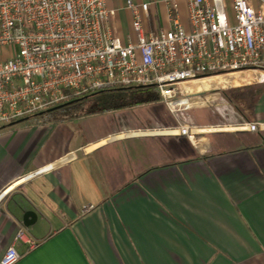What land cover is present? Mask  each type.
<instances>
[{"label":"crops","instance_id":"1","mask_svg":"<svg viewBox=\"0 0 264 264\" xmlns=\"http://www.w3.org/2000/svg\"><path fill=\"white\" fill-rule=\"evenodd\" d=\"M106 1L125 38V0ZM132 1L148 3L145 30L171 26V0ZM175 1L187 26L185 2ZM235 77L192 91L182 101L190 106L175 112L142 103L164 104L151 123L92 131L95 115L116 109L60 121L42 111L0 126V191L9 187L0 200V257L13 244L14 264H264V74ZM181 123L191 136L168 130ZM245 123L259 129L237 128ZM24 210L36 212L29 226ZM22 226L34 246L15 241Z\"/></svg>","mask_w":264,"mask_h":264},{"label":"built area","instance_id":"2","mask_svg":"<svg viewBox=\"0 0 264 264\" xmlns=\"http://www.w3.org/2000/svg\"><path fill=\"white\" fill-rule=\"evenodd\" d=\"M184 2L187 26L171 0V26L145 30L142 14L148 3L125 0L122 8L132 17L123 38L114 23L117 8L106 0H0V126L114 87H154L155 101L175 112L190 106L182 104L194 96L189 82L243 70L264 74V0ZM254 124L237 128L259 129ZM168 130L192 135L187 124ZM8 188L0 191V200ZM15 241L36 244L24 226ZM19 258L12 244L0 264Z\"/></svg>","mask_w":264,"mask_h":264},{"label":"trees","instance_id":"3","mask_svg":"<svg viewBox=\"0 0 264 264\" xmlns=\"http://www.w3.org/2000/svg\"><path fill=\"white\" fill-rule=\"evenodd\" d=\"M157 98L158 92L151 86L131 88L114 87L92 92L85 96L69 100L72 102L57 108H50L46 111L51 118H56V120L60 121L84 114L106 112L135 104L147 103L155 101ZM87 101H91L88 107L89 109L87 108L88 110L82 111L80 108L84 107Z\"/></svg>","mask_w":264,"mask_h":264},{"label":"rangeland","instance_id":"4","mask_svg":"<svg viewBox=\"0 0 264 264\" xmlns=\"http://www.w3.org/2000/svg\"><path fill=\"white\" fill-rule=\"evenodd\" d=\"M216 80L214 79H199L197 81H192L187 83V90L188 91H196L197 89H210L211 86H215L217 85ZM260 85H247L244 87H237L236 85H232L226 88H260ZM197 87H201V88H197ZM205 87V88H203ZM218 88H222V87H218ZM91 101H87L84 105V107L80 108L82 111H86L89 108V104ZM164 104L162 105H149V104H142L141 107H138L137 104L132 105L130 107H125V108H121L118 109L116 111H111V112H107L104 113L102 115H95L94 118H98L100 119L99 122H95L94 123V127L92 129V131H97V130H106L109 127H112V125L114 123H116L117 121L120 122L122 125H130V124H140L141 123H148V122H155L156 121V116H157V112H155L154 110L158 111V116L160 115H164L165 111H164ZM91 107V106H90ZM88 108V109H87ZM154 113H152V111ZM154 114V115H153ZM86 115V114H84ZM117 122V123H118ZM183 122V121H182ZM185 123V122H183ZM187 123V122H186ZM170 129V128H168Z\"/></svg>","mask_w":264,"mask_h":264},{"label":"water","instance_id":"5","mask_svg":"<svg viewBox=\"0 0 264 264\" xmlns=\"http://www.w3.org/2000/svg\"><path fill=\"white\" fill-rule=\"evenodd\" d=\"M72 101H69V102H66L64 104H60L58 106H55L53 108H57V107H60V106H63L67 103H70ZM51 108V109H53ZM36 219V212L33 211V210H24L23 211V214H22V223L25 225V226H29L30 224H32L34 222V220Z\"/></svg>","mask_w":264,"mask_h":264},{"label":"bare ground","instance_id":"6","mask_svg":"<svg viewBox=\"0 0 264 264\" xmlns=\"http://www.w3.org/2000/svg\"><path fill=\"white\" fill-rule=\"evenodd\" d=\"M237 72H239V71H237ZM235 73L228 74L225 76V78H224V76H220V75H216V76L214 75V76H210V77L216 79L221 86H224L226 83L239 80V78L235 77ZM210 77H205V78H210ZM205 78H201V79H205Z\"/></svg>","mask_w":264,"mask_h":264}]
</instances>
